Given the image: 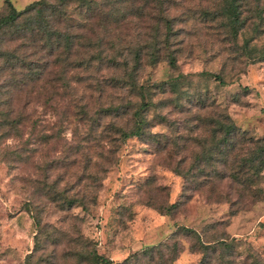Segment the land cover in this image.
Segmentation results:
<instances>
[{"label":"rangeland","instance_id":"374dc122","mask_svg":"<svg viewBox=\"0 0 264 264\" xmlns=\"http://www.w3.org/2000/svg\"><path fill=\"white\" fill-rule=\"evenodd\" d=\"M46 1L41 29H67L69 52L42 31L2 41L16 58L0 53V264H90L91 251L103 264H264V168L247 184L236 162L253 143L223 162L214 131L224 111L264 138V0ZM139 47L132 89L120 79ZM134 111L143 134L122 138ZM221 238L232 247L204 255L200 242Z\"/></svg>","mask_w":264,"mask_h":264},{"label":"trees","instance_id":"16d2710c","mask_svg":"<svg viewBox=\"0 0 264 264\" xmlns=\"http://www.w3.org/2000/svg\"><path fill=\"white\" fill-rule=\"evenodd\" d=\"M61 3H64L66 0H60ZM91 2L92 0H89L85 2V5H88V9H91ZM49 2L46 0H36L29 4H27L23 9H17L15 6L7 0V7L8 10L6 13L0 15V53L1 54H7V58L11 61L14 57L16 58V55L10 54L9 49L5 48L3 46V36L7 33L11 35V37H18V36H27L28 33L34 35H38L41 31L43 34H45V39L47 40H57L60 46L65 48L68 52L72 48L73 43V37L71 36L70 32L67 29H64V31L58 30L55 35L54 33H46V30L41 29V22L43 21L42 15L43 11H45L46 4ZM94 4H96V0H94ZM94 8V7H93ZM94 9L91 10L93 12ZM90 12V14H91ZM63 17L67 16V12L63 9ZM50 14H53L52 12ZM221 14L227 19V23L231 26V33L233 35H236L239 32V29L243 28V21L240 19L239 11L235 10V8L229 7L226 10H222ZM62 16V14H60ZM215 16V15H214ZM55 19V18H54ZM48 26L52 27V24L48 23ZM170 25L168 24L167 31H170ZM33 37V38H34ZM168 41L165 42V44ZM152 50H150L149 54V62L154 63L157 60H159V53L160 47L157 45L156 42L151 44ZM6 49V50H4ZM141 48L135 49V57L134 61L132 63V66H130V71L127 73V78L123 77L121 78V82H126L132 89H135L137 87L136 81L130 80L129 77H131V72H137L138 68L141 65ZM96 57H93L94 60H99L102 58L100 53H97L95 55ZM167 58L169 63L172 66L176 65V57L171 52L168 51ZM97 58V59H96ZM90 60V58H89ZM88 60V62H90ZM115 60L111 59L110 65H114ZM15 65V63H13ZM127 64V63H125ZM128 67V66H126ZM216 78H219V76L215 75ZM115 80L117 78H114ZM119 81V80H118ZM165 82V81H163ZM156 85L158 82L155 83ZM141 89V86H138V91ZM218 117L215 119V126L214 131L217 134V142H216V153L218 154L220 160L223 162L228 161V157L232 150L235 148L236 142H238V139H243L248 141L249 143H253V150H251L248 155L244 157L242 161H237L236 164L238 166V171H242V167H244V170L249 174L244 178V181L247 184H252L255 182V179H252V175L258 176L262 169L264 168V138H253L252 136H248L246 130L239 129L234 122L230 119L229 115L225 113L224 111L218 112ZM134 115V122L131 125L129 129L121 128L120 134L122 138H127L129 136H141L143 134L144 127L146 126L147 120L142 117V115L138 111L133 112ZM138 115V116H137ZM196 160V168H199L198 163L201 162V160H204L205 157L203 156V151L196 154L195 156ZM177 170H179L177 168ZM179 172V171H178ZM203 172V171H202ZM186 174V173H185ZM200 174H202L200 172ZM199 177V176H198ZM65 201L67 205H73L75 203H80V198L77 196L74 197H65ZM81 204V203H80ZM176 203H171L170 205H167L166 208L170 210L173 206H175ZM37 226H39V220L35 222ZM180 228H183L185 232L191 233L194 232V229L181 226ZM38 232L35 233V246L34 249H37V243L39 242ZM200 246L202 248V251L205 254L209 252V248L212 249V251H216L217 247L222 248H230L232 247L231 242L226 241L224 238L221 239H214L212 241H206L200 242ZM32 251L27 255V257H31ZM87 258L90 260V264H103L104 261H109L96 251H91L87 253ZM205 258V256H204ZM28 264L30 263V260H28Z\"/></svg>","mask_w":264,"mask_h":264}]
</instances>
